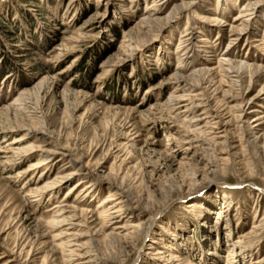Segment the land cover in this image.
Listing matches in <instances>:
<instances>
[{
    "label": "rangeland",
    "instance_id": "rangeland-1",
    "mask_svg": "<svg viewBox=\"0 0 264 264\" xmlns=\"http://www.w3.org/2000/svg\"><path fill=\"white\" fill-rule=\"evenodd\" d=\"M181 1L0 0V264H78L68 252L78 249L64 246L74 233L82 243L94 234L101 257H119L118 243L124 245V261L114 264H252L264 257V232L252 234L264 214V124L252 144L244 121L231 124L233 143L222 154L220 146L188 135L180 106L193 103L174 99L190 91L178 86L176 73L184 77L226 50L230 60L264 66V5L248 42L233 41L229 31L250 0H185L190 7L170 23H142L164 20ZM212 15L217 25L206 21ZM185 34L195 40L183 58L176 50ZM253 80L247 90L245 73L239 84L252 127L250 119L264 116V93L247 104L264 73ZM210 93L212 110L231 102ZM225 108L223 121L230 115ZM42 125L46 134L35 135ZM30 146L64 147L71 156L50 155L46 167L40 152L21 151ZM79 168L82 175L58 189H41ZM82 177L88 184L77 187ZM120 186L131 194L125 214L104 223L100 205L109 192L120 198ZM71 209L85 212L87 228L53 227L58 211ZM127 220L150 229L128 239ZM112 231L117 241H103ZM156 250L174 255V263L160 261Z\"/></svg>",
    "mask_w": 264,
    "mask_h": 264
},
{
    "label": "bare ground",
    "instance_id": "bare-ground-1",
    "mask_svg": "<svg viewBox=\"0 0 264 264\" xmlns=\"http://www.w3.org/2000/svg\"><path fill=\"white\" fill-rule=\"evenodd\" d=\"M190 5H191V3L189 1L182 0L178 5L175 6L173 11L170 12L169 15L165 16L164 20H160L159 18H151L149 15H147L149 17H145L144 19H142V23L145 24L146 26H149V24H151V23H156L158 21H164L163 24L166 25V24L170 23L176 17V15H178L180 12L188 9L190 7ZM263 5H264V0H250L244 4L243 8L241 9L242 13L237 15V17L233 21V24H238V25H233L230 27L229 32L232 33V35H230V36L233 37V41L241 39V38H245V41L248 42V38L253 33V30L251 29L253 26L252 21L254 20L257 12L261 9V7ZM206 21L207 22H214V25H217L218 23H216V22H218L219 20L216 17H214V15H212V16H209ZM219 24H220V22H219ZM188 35L189 34H185L183 37L180 38L179 43H178V47L176 50V52L178 54L179 53L182 54L181 56L183 58L186 55H189V52H190L189 43H191V42L193 43L195 40V38H193V37L188 38V39H184V37H187ZM255 41H256V39L252 40V42H255ZM260 41H262V43L264 44V32H263V35L261 36ZM229 46H231V45H227L228 49H229ZM203 48L208 49V46L207 45L203 46ZM230 52H231L230 50H228V52L226 50L224 52V54L221 55V58H219L217 61H215V60H213V61L201 60L200 62H198L199 64L197 66L193 67L194 69H192L184 77H180L177 73H176V77H175L176 80L180 79L178 86L182 85L183 88L187 87L190 91H189V94H187V95H180V97L174 96V99L179 100L182 98H186V96H188L187 97L188 100L193 103L191 105L192 107L191 106L189 107V105L180 106V107H183L185 109L184 113H188L187 116L185 115L186 116L185 122L188 125V126L186 125L188 127V135H190V136L197 135V137L200 138V141H203L204 143L209 142V143H214L218 147L220 146L222 154H227L228 150L231 148V145H232L231 143H233L231 140H228V138H227V135H230V136L232 135L231 132H228V127L231 124H233V123L238 124V123H242V121H244V123H246L248 125L246 128L248 139L245 142L251 143V144L254 143V141L256 139L255 135L260 131L261 125L264 124V116L263 115H260L258 117H253L252 119H250L253 122L252 124L256 123L254 125V127L249 125L248 121L245 122L244 119H246L248 117V112L246 110L247 109L246 108L247 102L244 98L245 94L241 93L240 92L241 90L239 88V87H241V86H239L241 81H242V83L244 82V74L248 73L249 81H248V87L246 88L248 90L251 83L252 84L254 83L253 79L255 77L257 78V76H261L264 73V66H254V64H247L245 61L230 60V59H228ZM179 60H180L179 62H182L181 59H179ZM184 69H185V66L181 65L179 68V72L183 71ZM177 76H179V77H177ZM187 80H190L189 83L185 82ZM215 80H217V82H215ZM205 82H208L210 84L209 89L202 87ZM213 83H214V85L211 86ZM220 86H226L228 89L227 90H221ZM214 87H216V88L214 89ZM212 89H213V93H221L223 98H225L226 100L230 99L231 102L230 103L225 102V104H223L221 101V103H222V106H220L221 109L219 107H218V109H215V110L210 109L211 99L208 98L209 97L208 94H211L210 92H212ZM40 90H42V87L39 84L35 87V91H40ZM258 93H259L258 96L250 99V101L248 102L247 105H249L254 99H257L258 97H260L264 93V85L262 86V88L260 89V91ZM174 94H177V92ZM172 96L173 95H171V97ZM21 99H23V98H21ZM14 101L13 102L15 104V103H18L20 101V99L18 98L17 100H14ZM217 103H219V102H217ZM229 104H231V105L229 106ZM225 106H227V108H225L224 111H226V114H230V115H229V118L227 120L223 121L224 115L222 114L221 110ZM180 107H178V108H180ZM196 109H198L199 114L198 115H192V114H194V111ZM38 124H40V122H38ZM199 125H201V126L197 127ZM187 127H186V129H187ZM36 129H34V131H33V133L35 135L37 133H40L42 135L46 134L45 126L42 125L39 129H37V130ZM214 131H216V132H214ZM263 132H264V130H263ZM214 133L216 135H213ZM23 141H26V138H22L21 140H19L16 143H23ZM191 141H192V139H191ZM219 141H221V142H219ZM192 147H194V146H192ZM63 148L59 149L60 151L58 150L57 152H49V151L42 150L40 148H37L36 150H34L35 148L33 149V146H30V147L25 148L23 150L21 149V151H23L25 153L40 152L42 154V156H41V160L39 163H43L42 165L47 167V166H49V165H47V161H48L50 155H54V154L58 155L59 154L62 156H71L70 155L71 151H69L65 148L63 149ZM18 151H20V150H18ZM38 164H37V166H34V167H36V169H37V167H39ZM83 171L84 170H81V168H79V170L71 171V172L62 174L60 177H57V178H54L53 180H51L48 184H46L41 189L42 190L58 189L59 186H61L62 184H66L74 176H79V175L81 176ZM85 183L88 184L85 181V177H82L81 181H79L75 185L78 187L79 185H82ZM89 184L90 185L87 186V189H90L89 191L91 194L93 192V190H91V189L94 187L95 183L89 182ZM75 185H73L71 189H74ZM118 192H121L120 198L115 199L118 193L111 194V192H109L108 198H106L102 202V204L100 205L103 209L101 212V215H102L104 223H107V224L111 223L112 220H116L117 218H120L122 215L125 214V212H124V208H125L124 203L125 202H123V200L129 199V197L131 195L130 190H126L123 186H120ZM113 202H114V204H112ZM110 204H111V206L107 207ZM71 210L72 211H70V212H65L66 210L65 211L62 210L63 212L60 210L59 211L57 210L59 214H57L56 219H54L52 221L53 227H58L60 225H62V226L68 225L72 230H76V229L80 230L83 228H87V224H88L87 222L88 221L85 219V212L83 210L80 212H77V210H75V209H71ZM67 213H69V214H67ZM57 217H60V219H57ZM130 222H131L130 220L125 221L124 226H123L124 229L127 230V236L126 237L128 239L135 240L136 238H138V236H141L142 233H145L147 230L150 229V227H146V229H145L144 227H142L141 223L140 224H131ZM252 224H253L252 225V234L257 235V234L263 233L264 232V214L258 220V223H256V224L252 223ZM68 235H71L70 238H72L73 241L72 242H69V241L66 242L67 243L66 245H68V246H66V245H64V246L66 248L67 247H76V249H78V250L70 249L68 251L70 258L76 257V261H78V264H114L116 262L122 263L124 261V260H121V257L123 256L124 252L122 250L125 248V246L122 245L121 243H118V248L120 250L119 257H110V256L101 257L104 255L103 254L100 256V254L98 252L99 251L98 249L101 245V241H99L97 238H95L94 234L87 236L88 239H87L86 243H84V242L82 243L81 239L84 236H82L81 234L76 235L74 233V234H68ZM119 237H120V234H117V233L112 231L111 233L109 232V234H106L104 236L103 241H105L107 243H112V242H114V240L118 239ZM238 243H241V242H238ZM112 253H113V251H112ZM161 254H162V252H159V250H156L155 255L158 256L160 261H163V262L166 261L167 263H174V260L176 259V257L174 255L161 256ZM252 262H253L252 264H258L261 262L263 263L264 257L254 259ZM137 263H138V260H135L134 264H137Z\"/></svg>",
    "mask_w": 264,
    "mask_h": 264
},
{
    "label": "trees",
    "instance_id": "trees-1",
    "mask_svg": "<svg viewBox=\"0 0 264 264\" xmlns=\"http://www.w3.org/2000/svg\"><path fill=\"white\" fill-rule=\"evenodd\" d=\"M79 71H81V70H79Z\"/></svg>",
    "mask_w": 264,
    "mask_h": 264
}]
</instances>
